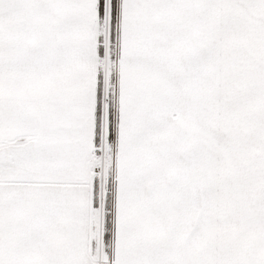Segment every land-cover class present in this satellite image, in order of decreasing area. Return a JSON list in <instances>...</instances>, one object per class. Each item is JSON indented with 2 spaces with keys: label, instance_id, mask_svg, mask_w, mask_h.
<instances>
[{
  "label": "snow or ice",
  "instance_id": "snow-or-ice-1",
  "mask_svg": "<svg viewBox=\"0 0 264 264\" xmlns=\"http://www.w3.org/2000/svg\"><path fill=\"white\" fill-rule=\"evenodd\" d=\"M0 264H264V0H0Z\"/></svg>",
  "mask_w": 264,
  "mask_h": 264
}]
</instances>
